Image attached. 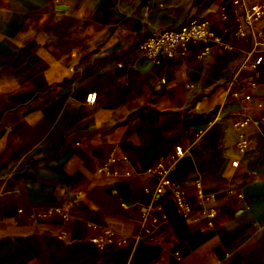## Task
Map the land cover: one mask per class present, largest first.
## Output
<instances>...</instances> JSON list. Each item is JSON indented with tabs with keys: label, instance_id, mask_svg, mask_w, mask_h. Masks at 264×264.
Masks as SVG:
<instances>
[{
	"label": "crops",
	"instance_id": "1",
	"mask_svg": "<svg viewBox=\"0 0 264 264\" xmlns=\"http://www.w3.org/2000/svg\"><path fill=\"white\" fill-rule=\"evenodd\" d=\"M239 1L0 0V264H264V48L250 28L232 36ZM191 18L231 48L211 43L203 54L192 43L158 63L144 57L151 32ZM242 109L263 122L236 127ZM242 130L250 144L240 152ZM177 144L185 153L169 177L188 212L169 189L154 197L145 172ZM111 147L129 178L97 172ZM142 205L165 216L158 233L172 234L179 261L134 239ZM52 207L61 211L35 219ZM104 229L128 241L98 249L92 238Z\"/></svg>",
	"mask_w": 264,
	"mask_h": 264
},
{
	"label": "built area",
	"instance_id": "2",
	"mask_svg": "<svg viewBox=\"0 0 264 264\" xmlns=\"http://www.w3.org/2000/svg\"><path fill=\"white\" fill-rule=\"evenodd\" d=\"M239 6L243 10L242 23L236 24L232 36L236 39L243 37L245 36V28H250L255 39L264 48V30L259 29L256 26V23L259 20L264 19V2L247 3L244 0H240ZM192 43H200L203 45V54L209 51V45L211 43H217L223 48H231V44L221 41V39L210 29L208 23L204 19L199 18H191L177 27H169L153 31L142 41L139 48L145 58L154 63H158L162 58H172L177 54L183 53L187 49L188 45ZM252 66H256V61H254ZM248 87L250 89H255L256 84L251 82L248 84ZM237 96V92H225L218 98L217 103L221 105L226 100ZM243 98L245 100H249L251 95L246 93L243 95ZM95 99V92H90L85 96V102L89 104L94 103ZM262 104L264 105V99L262 100ZM235 116L236 120L234 125L238 128L253 129L263 122V118L255 117L247 109L238 111L235 113ZM221 118L222 116L219 114L214 116L215 121L220 120ZM249 144L250 139L247 131H240L235 143L236 149L242 152L248 148ZM184 153L185 151L181 145L177 144L174 146L172 155L159 159L155 164L148 166L145 169V172L156 178L155 186L151 191V194L154 197L162 195L169 189L177 208L188 212L189 209L185 201L184 188L181 185L172 182L169 177V173L177 159L182 157ZM118 161L123 164L124 170L122 172L112 168V166ZM231 165L236 166L237 161H232ZM97 172L111 178H129L132 175L127 157L124 155L118 156L115 147L110 148L108 154L98 166ZM193 186L198 196H204L198 183H193ZM213 197L214 196L211 195L209 198ZM121 205L123 206V204ZM157 210L159 215L153 214V209L149 206H140L139 229L134 239H143V241L149 245L159 244L164 253L171 254L175 261H179V251L171 247L174 240L172 234L169 233L167 236H164L158 233L159 228L165 222V216L159 208ZM60 211L61 209L59 207H52L44 211H38L35 214V219L47 218L53 212L59 213ZM200 214L204 215L210 222L215 216L216 211L214 208H208L201 210ZM113 236V230L105 229L100 235L92 238V242L98 249H101L107 243L123 245L128 241L127 237H118L114 239ZM149 264L160 263L153 261Z\"/></svg>",
	"mask_w": 264,
	"mask_h": 264
},
{
	"label": "rangeland",
	"instance_id": "3",
	"mask_svg": "<svg viewBox=\"0 0 264 264\" xmlns=\"http://www.w3.org/2000/svg\"><path fill=\"white\" fill-rule=\"evenodd\" d=\"M98 168V167H97ZM112 168H113V166H112ZM114 169V168H113ZM116 170V169H115ZM100 174V173H99ZM105 230V229H104Z\"/></svg>",
	"mask_w": 264,
	"mask_h": 264
}]
</instances>
